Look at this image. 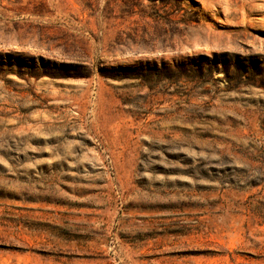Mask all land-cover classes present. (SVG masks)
<instances>
[{
    "label": "rangeland",
    "instance_id": "374dc122",
    "mask_svg": "<svg viewBox=\"0 0 264 264\" xmlns=\"http://www.w3.org/2000/svg\"><path fill=\"white\" fill-rule=\"evenodd\" d=\"M0 264H264V0H0Z\"/></svg>",
    "mask_w": 264,
    "mask_h": 264
}]
</instances>
